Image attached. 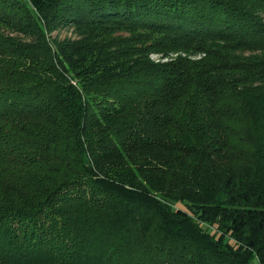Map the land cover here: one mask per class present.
Here are the masks:
<instances>
[{
    "label": "trees",
    "instance_id": "trees-1",
    "mask_svg": "<svg viewBox=\"0 0 264 264\" xmlns=\"http://www.w3.org/2000/svg\"><path fill=\"white\" fill-rule=\"evenodd\" d=\"M0 264H264V0H0Z\"/></svg>",
    "mask_w": 264,
    "mask_h": 264
},
{
    "label": "rangeland",
    "instance_id": "rangeland-1",
    "mask_svg": "<svg viewBox=\"0 0 264 264\" xmlns=\"http://www.w3.org/2000/svg\"><path fill=\"white\" fill-rule=\"evenodd\" d=\"M58 33H59V35H60L61 37L65 36V35H67V36H70V35H71L70 32H69L68 30L58 31ZM54 34H56V33L54 32L53 35H54ZM152 57H153V58H156L157 55H153Z\"/></svg>",
    "mask_w": 264,
    "mask_h": 264
}]
</instances>
